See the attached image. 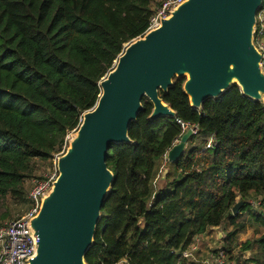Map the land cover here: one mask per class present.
Listing matches in <instances>:
<instances>
[{"label": "trees", "instance_id": "obj_1", "mask_svg": "<svg viewBox=\"0 0 264 264\" xmlns=\"http://www.w3.org/2000/svg\"><path fill=\"white\" fill-rule=\"evenodd\" d=\"M154 9V0H0V206L8 197L28 199L37 162H52L66 148L98 102L100 81L126 45L145 35ZM184 81L160 91L175 118L150 120L153 104L144 97L129 128L134 143L111 144L114 180L86 264H189L178 252L226 219L230 250L247 229L246 209L264 229V211L254 213L247 200L255 192L264 201V104L234 84L195 108ZM177 119L198 131L177 162L163 164L184 134ZM240 200L243 209L233 215ZM237 244L264 264V232Z\"/></svg>", "mask_w": 264, "mask_h": 264}, {"label": "water", "instance_id": "obj_2", "mask_svg": "<svg viewBox=\"0 0 264 264\" xmlns=\"http://www.w3.org/2000/svg\"><path fill=\"white\" fill-rule=\"evenodd\" d=\"M263 2L186 0L159 27L126 45L100 81L95 107L83 113L70 147L58 156V177L30 220L37 243L29 264H86L114 180L107 165L109 148L134 143L129 128L144 108V97L153 104L150 120L177 116L160 96V91L169 92L175 78H185L183 88L195 108L234 84L246 97L262 102L263 52L255 34ZM193 134V128L187 129L169 149L170 162L180 159ZM167 172L164 168L160 186ZM244 204L238 201L233 215Z\"/></svg>", "mask_w": 264, "mask_h": 264}, {"label": "built area", "instance_id": "obj_3", "mask_svg": "<svg viewBox=\"0 0 264 264\" xmlns=\"http://www.w3.org/2000/svg\"><path fill=\"white\" fill-rule=\"evenodd\" d=\"M186 0H160L155 7L149 22V30L159 27L163 19L171 15V11L180 6ZM257 34V38H256ZM255 42L258 48L263 52L262 66L264 69V2L257 13ZM182 125L185 132L193 128L194 134L197 133L198 127L177 119ZM212 141L208 144L211 146ZM168 153V152H167ZM167 153L165 154L166 164ZM58 177V168L50 175L34 178L31 189L28 192L29 208L23 216L0 223V264H29L30 260L36 254L37 237L32 233L30 220L38 212L42 204L43 196L51 189L53 182ZM202 244L199 238H196L189 248L180 250V255L186 259L197 262V252ZM204 264H255L250 261L248 255H242L235 248L227 250L219 247L209 251L208 256L203 260Z\"/></svg>", "mask_w": 264, "mask_h": 264}, {"label": "rangeland", "instance_id": "obj_4", "mask_svg": "<svg viewBox=\"0 0 264 264\" xmlns=\"http://www.w3.org/2000/svg\"><path fill=\"white\" fill-rule=\"evenodd\" d=\"M160 0H154V5L155 7L159 4ZM262 103L264 104V98L262 100ZM75 131H72L69 136L70 140L68 141V144L66 148H64L61 152L60 155L65 153V151L70 147V141L73 138ZM68 136V137H69ZM180 141V139L178 140ZM176 141L175 143H177ZM57 159L58 156H56L52 162L49 163H42V162H37V169L34 172L33 176L28 178L26 180V187L29 190L31 189L32 185V180L34 178H39L43 177L45 175H50L53 172H55L57 168ZM164 164V163H163ZM247 200L251 204L252 211L259 212L261 213L264 211V201L263 198L260 194H257L255 192H250L247 195ZM29 200L27 199L26 201H22L17 203L15 200L12 198L8 197L3 201V204L0 206V214L10 212V214L5 217L4 219H0V223L23 216L26 211L29 208ZM244 206V205H243ZM240 209V211L243 209ZM239 211V212H240ZM241 221H245L247 224V229L241 232L238 236L237 239L234 241L233 245L235 246L234 248L237 250V252L240 254V256L248 255V257H252L254 254L253 250H241V246L238 243V241H246V240H254L257 238L259 235H261L264 232L263 226L261 223L256 219L253 214H251L248 209L245 210L244 214L241 217ZM233 226L230 224L229 220L226 219L224 224L219 226V228H211L206 234L199 236L200 242L202 244L199 246V251L197 252V262L192 261L191 259H188L189 264H204L203 260L208 256L209 251H212L213 249L219 248V247H224L225 244H227L226 238L229 235V233L232 231ZM220 234V236H219ZM121 264V263H119Z\"/></svg>", "mask_w": 264, "mask_h": 264}, {"label": "crops", "instance_id": "obj_5", "mask_svg": "<svg viewBox=\"0 0 264 264\" xmlns=\"http://www.w3.org/2000/svg\"><path fill=\"white\" fill-rule=\"evenodd\" d=\"M121 264H123V263L121 262Z\"/></svg>", "mask_w": 264, "mask_h": 264}]
</instances>
